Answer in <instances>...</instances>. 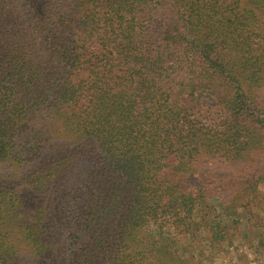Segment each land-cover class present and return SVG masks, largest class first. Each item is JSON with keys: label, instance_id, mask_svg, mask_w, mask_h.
Listing matches in <instances>:
<instances>
[{"label": "trees", "instance_id": "trees-1", "mask_svg": "<svg viewBox=\"0 0 264 264\" xmlns=\"http://www.w3.org/2000/svg\"><path fill=\"white\" fill-rule=\"evenodd\" d=\"M263 190L264 0H0V264H195Z\"/></svg>", "mask_w": 264, "mask_h": 264}, {"label": "rangeland", "instance_id": "rangeland-1", "mask_svg": "<svg viewBox=\"0 0 264 264\" xmlns=\"http://www.w3.org/2000/svg\"><path fill=\"white\" fill-rule=\"evenodd\" d=\"M238 202L231 207L213 198L214 223L211 216L194 241L184 240L185 256L195 264H264V192Z\"/></svg>", "mask_w": 264, "mask_h": 264}]
</instances>
